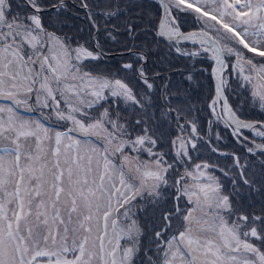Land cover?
I'll list each match as a JSON object with an SVG mask.
<instances>
[{
  "label": "snow or ice",
  "instance_id": "snow-or-ice-1",
  "mask_svg": "<svg viewBox=\"0 0 264 264\" xmlns=\"http://www.w3.org/2000/svg\"><path fill=\"white\" fill-rule=\"evenodd\" d=\"M0 264H264V0H0Z\"/></svg>",
  "mask_w": 264,
  "mask_h": 264
},
{
  "label": "flooded vegetation",
  "instance_id": "flooded-vegetation-1",
  "mask_svg": "<svg viewBox=\"0 0 264 264\" xmlns=\"http://www.w3.org/2000/svg\"><path fill=\"white\" fill-rule=\"evenodd\" d=\"M202 83L204 84L202 91L206 93L209 81L207 79H202Z\"/></svg>",
  "mask_w": 264,
  "mask_h": 264
},
{
  "label": "clouds",
  "instance_id": "clouds-1",
  "mask_svg": "<svg viewBox=\"0 0 264 264\" xmlns=\"http://www.w3.org/2000/svg\"><path fill=\"white\" fill-rule=\"evenodd\" d=\"M137 179H139V177H137Z\"/></svg>",
  "mask_w": 264,
  "mask_h": 264
},
{
  "label": "rangeland",
  "instance_id": "rangeland-1",
  "mask_svg": "<svg viewBox=\"0 0 264 264\" xmlns=\"http://www.w3.org/2000/svg\"><path fill=\"white\" fill-rule=\"evenodd\" d=\"M247 93L245 92V95H246Z\"/></svg>",
  "mask_w": 264,
  "mask_h": 264
}]
</instances>
